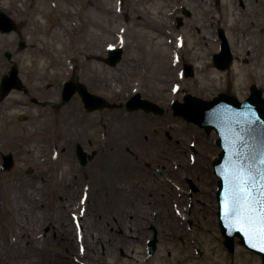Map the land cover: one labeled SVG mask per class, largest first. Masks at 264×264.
I'll use <instances>...</instances> for the list:
<instances>
[{"label":"rangeland","instance_id":"obj_1","mask_svg":"<svg viewBox=\"0 0 264 264\" xmlns=\"http://www.w3.org/2000/svg\"><path fill=\"white\" fill-rule=\"evenodd\" d=\"M198 1L0 0V11L20 28L18 33H0V84L13 67L23 81L22 89L0 100V168L2 154L11 153L16 161L12 170L0 171L1 243L12 238L14 188L38 186L44 193L42 208L36 211L39 225L28 217L30 229L35 230L29 233L37 234L44 255L36 263L28 254L23 259L26 264H60L54 255L66 253L70 237L76 247L88 249L97 233L103 244L96 246L100 258L93 264L114 260L127 264L130 249L142 251L140 257L149 264L157 263L158 255L169 264H263L238 239L234 253L225 247L217 217L218 178L212 166L220 153L218 136L175 117L172 104L186 94L212 100L226 93L244 101L252 85L264 97V0H207V5ZM225 2L236 8L235 22L225 12ZM159 4L167 8L157 14L156 30L173 36L162 47L135 37L148 32L139 24L140 16L151 21L146 11ZM71 12L74 16L68 15ZM220 29L235 55L227 72L213 64L221 45ZM123 45L121 63L107 65L108 50ZM199 63L200 68L195 67ZM185 65L193 66L195 77L183 76ZM70 80L87 85L117 108L90 113L78 97L63 103L62 89ZM138 94L163 108L164 115L129 112L126 103ZM10 96L19 102L10 101ZM22 115L26 121L19 120ZM78 145L94 155L86 166L77 157ZM190 181L199 193L191 192ZM141 188H146L144 193ZM90 194L93 200L99 194L114 201L159 196V223L153 214L157 225L139 231L127 225L137 239L111 253L113 248L108 251L104 243L117 237L120 228L109 212L108 228L92 203L81 207ZM68 221L71 236L64 231L70 230L64 226ZM85 230L89 242L83 245L78 239ZM149 235V241L155 236L159 241L153 257L148 253L149 241L146 244ZM16 254L10 255L12 263L23 255Z\"/></svg>","mask_w":264,"mask_h":264},{"label":"water","instance_id":"obj_2","mask_svg":"<svg viewBox=\"0 0 264 264\" xmlns=\"http://www.w3.org/2000/svg\"><path fill=\"white\" fill-rule=\"evenodd\" d=\"M186 16H189L187 11ZM181 24V19L179 20ZM15 21L6 13L0 12V32L9 34L17 31ZM222 41L220 53L214 55L215 67L220 71H226L233 64V53L223 29L219 31ZM25 48V43L21 44ZM10 59L11 54L7 53ZM123 57V49H112L106 62L116 66ZM185 76L194 77L193 68L185 67ZM22 83L17 68H12L9 75L4 77L0 86V95L5 97L14 89H21ZM83 97L85 107L89 111L105 107L114 108L103 98L89 93L83 84L66 83L63 91V100L69 101L76 94ZM250 96L245 102L238 98L222 94L212 101H205L186 95L184 102L176 101L172 110L174 115L211 132L215 131L219 137L218 147L221 152L213 161L215 175L219 178L217 203L219 226L225 239L224 245L230 253L235 252L236 239L239 244L256 253L262 258L264 264V243L261 242L259 233V221L256 212H245L243 205L248 191L253 196H258L261 182L264 181V98L256 85L250 89ZM129 111L143 109L147 112L164 114L161 107L152 102L135 96L128 104ZM79 156L83 164L85 154L79 149ZM1 171L11 170L14 165L12 154L3 155ZM243 189L244 191H242ZM248 216L254 219L250 221ZM157 237L149 243V255L153 256L157 251Z\"/></svg>","mask_w":264,"mask_h":264},{"label":"bare ground","instance_id":"obj_3","mask_svg":"<svg viewBox=\"0 0 264 264\" xmlns=\"http://www.w3.org/2000/svg\"><path fill=\"white\" fill-rule=\"evenodd\" d=\"M141 1V0H137ZM166 3H168L171 0H162ZM197 1V0H195ZM198 3H203L204 5H207V0H199ZM91 6H95V3L89 2ZM225 12L228 14L229 18H231V22H235L237 20L236 16L238 15L236 12V8H234V5L232 3V7H229L228 2H225ZM167 6H163L159 4V7H151L149 10L147 9L146 14L150 17L151 21L146 22L145 19L140 16V20L138 21L140 25H142L148 32H138L136 34V38H139L141 40L148 41L150 44H152L154 41L157 42V45L159 47H162L164 45L169 44V42L172 39L173 36L170 32L167 31H157L158 29L156 27V17L157 14H160V11L163 9H166ZM109 13H115L111 10H109ZM127 14V12L125 11ZM68 15L74 16V14L71 12ZM155 32L159 33L157 37L152 36V34H155ZM159 37V38H158ZM126 38V36H125ZM127 40V39H126ZM169 40V41H168ZM124 47V45L122 46ZM195 67L200 68V63L195 64ZM9 100L12 102H19L18 98L14 96H10ZM137 189L140 188V186H136ZM142 189V188H141ZM146 188L142 189L143 193ZM120 192H118L119 194ZM84 195V194H82ZM93 195V194H92ZM149 196V195H148ZM44 193L38 188V186H28V185H17L13 190V200H14V209H15V217H14V226L11 231L12 238H7V240L4 241V243L0 242V264H26L28 261H23L24 258H26L29 254V256H32L36 260V263L39 262L40 256L44 255V251H39V243L40 239L36 236L37 234L30 235L29 231H35L31 230L30 224L28 221V217H31L32 223L34 221L36 222L37 226L39 225L40 216L37 214V209L42 208L41 204L43 201ZM91 194L85 198L83 204L81 207H83L85 204H93L95 206V213L98 217V219L101 221L103 226L111 225L108 221L107 213L109 212L110 216L112 217V220L115 219V222L117 225V228H120V234H117V237L110 238L108 241L104 243V246H106V249L108 251L112 249L111 253H114L117 250V247L119 245H124L128 241H134L137 239V236H134L132 234L131 228L128 229L127 225H132L136 230L144 229L147 227V225H157L159 223V214L161 213L159 211V196H149V198H142L140 199L139 196L135 200L130 199H121L118 201H114L113 199L107 197L104 195L103 197L101 195H97V198L94 200L91 198ZM141 197V196H140ZM161 205H164V203L161 202ZM164 209V206H162ZM109 209V210H107ZM153 214H157L158 217H156V222L153 221L152 216ZM115 215L119 219V223L117 221V218H115ZM42 220L48 224L49 219L46 220V218H42ZM27 221V222H26ZM77 225L81 226V222L78 221ZM67 227V231L69 235L72 234L71 223L68 221V224L64 225ZM56 230L54 229V232ZM86 230L83 231L84 237L82 239H78L80 244H85L89 242L87 239V235H85ZM82 236V233L80 234V237ZM79 237V238H80ZM96 241L92 243V245L88 249H84L83 246L78 245L76 247L73 238H69V248L66 250V253L59 252L56 255H54V258L58 261H61L60 264H93L99 261L100 258V250L96 246L98 244H103L101 241V236L97 233L95 236ZM150 235L146 238V244L150 239ZM49 239V237H46L44 241L46 242ZM77 239V238H76ZM113 245V247H111ZM96 247V248H95ZM132 253L129 254L130 262L127 264H149L146 260H144L140 255L142 254V251L136 252L135 249H130ZM20 254L22 256L15 257L18 262L12 263V259L10 261V255L11 254ZM8 260H7V258ZM183 259V258H182ZM9 261V262H8ZM182 261V260H181ZM109 264H116V261H110ZM153 264H169L166 257L164 255H158L157 263ZM174 264V263H173Z\"/></svg>","mask_w":264,"mask_h":264},{"label":"snow or ice","instance_id":"obj_4","mask_svg":"<svg viewBox=\"0 0 264 264\" xmlns=\"http://www.w3.org/2000/svg\"><path fill=\"white\" fill-rule=\"evenodd\" d=\"M241 190L244 191L243 189ZM243 210L245 212L252 211L257 213V217L255 219H258L259 221L261 242L264 243V181L261 182V186L258 190V196H253L251 191L246 193ZM247 219L252 221L254 218L248 216Z\"/></svg>","mask_w":264,"mask_h":264},{"label":"flooded vegetation","instance_id":"obj_5","mask_svg":"<svg viewBox=\"0 0 264 264\" xmlns=\"http://www.w3.org/2000/svg\"><path fill=\"white\" fill-rule=\"evenodd\" d=\"M74 81V80H73ZM75 82H77V81H75ZM76 97H78L80 100H81V102H82V105H83V108L85 109V107H84V104H83V100H82V96L81 95H79V94H77V96ZM86 110V109H85ZM79 146V145H78ZM198 193H199V191H198Z\"/></svg>","mask_w":264,"mask_h":264}]
</instances>
